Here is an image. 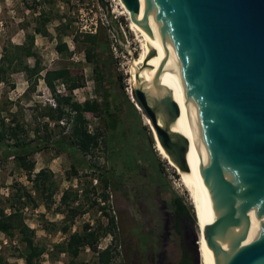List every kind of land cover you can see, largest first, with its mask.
<instances>
[{"label":"water","instance_id":"1","mask_svg":"<svg viewBox=\"0 0 264 264\" xmlns=\"http://www.w3.org/2000/svg\"><path fill=\"white\" fill-rule=\"evenodd\" d=\"M120 1L151 48L130 99L195 194L214 264H264V0Z\"/></svg>","mask_w":264,"mask_h":264},{"label":"rangeland","instance_id":"2","mask_svg":"<svg viewBox=\"0 0 264 264\" xmlns=\"http://www.w3.org/2000/svg\"><path fill=\"white\" fill-rule=\"evenodd\" d=\"M104 1L109 5V13L104 8L101 2ZM46 12L47 16H51L53 21L47 25L51 36L44 38L39 36L35 44V51L41 56L43 64L46 67H55L59 65L62 57L56 52L58 36L55 31L56 26L61 22H71L73 31L81 32L93 27V24L98 21V24L106 27L107 24L118 25L123 41L128 47V50L117 51V58L110 66V74L107 76V81L104 83V88L113 89V94L118 102H121L122 109L120 110V118L122 120L119 128L113 136L106 129L105 120L98 115H87V124H93V131H100L103 140L107 142V147L112 151L109 153L106 150H100L94 155L87 156V162L92 169L78 167V175L74 176L71 173L73 159L68 153L56 155V151L39 153L34 156L36 162V171L43 168L49 169L54 173V179L60 185V189L53 198V203L47 207L44 204V196L37 195L39 207L25 210V220L36 231V240L48 248V253L42 258L41 264H66L67 258L65 255H50L54 247L67 240L68 235L60 231V224L63 223L65 207L61 205L62 193L68 189L78 190L82 195V201L79 204L83 205L87 213L78 217L72 231H77L83 228L85 224L97 226L108 223V218L102 206H106L107 213L115 216L119 227L114 230L113 235L103 237L99 242V248L105 249L108 246L113 248L115 258L112 264H124L121 241L125 232L130 230L131 223L139 217L135 214L136 208V193L135 190L142 184L149 185L148 189L154 194V199L162 194V199L167 202L169 211H175L174 199L179 197L184 201V204L194 210L193 202L191 201L181 176L178 174L170 162L163 159L159 146L153 136V131L147 126L144 116L136 113L131 109L130 105L125 102V94L123 88L127 79H131V64L133 57L138 58L142 53V44L140 34L131 26V22L119 9L115 0H0V58L5 48L9 44H23L27 33H33L37 25L38 16L41 12ZM110 39L113 31L109 33ZM117 38V37H116ZM63 40L68 43L72 50L75 49L74 43L70 37L63 36ZM75 60L83 62V70L88 75L91 88L90 97L92 100L100 99L95 91L94 76L91 67L85 62V57L82 53L74 55ZM82 60V61H81ZM33 64V59L29 60ZM112 80L108 82L109 79ZM86 82V81H85ZM22 83L23 76L21 74L11 76L6 83L0 81V106L6 101L11 100L17 104L13 110H24V119L29 122L30 126L37 125L39 120V104L32 102L28 104V98L22 99ZM86 84V83H85ZM12 85L17 87V90H12ZM84 94V93H83ZM41 97L37 100L41 101L42 105L55 104L51 93L42 91L39 94ZM79 96V92H78ZM20 98V99H18ZM81 98V97H80ZM81 100V99H80ZM41 105V106H42ZM21 114V112H20ZM22 115V114H21ZM147 121V120H146ZM86 124V128H87ZM59 132V131H58ZM81 158V155H78ZM112 166H115V180L118 178L123 180L120 188H113L114 184L105 188L101 182V177L112 171ZM132 172L133 174H131ZM124 175V176H122ZM146 175V178L144 177ZM21 183L29 190L34 191L32 183L25 177L24 173L18 170L15 163L10 161L0 160V208L8 209L9 203L7 199L15 192L14 183ZM91 182H93L91 184ZM94 188L96 189L95 191ZM83 189H88L91 192L88 198L82 194ZM81 190V191H80ZM34 194V193H33ZM102 194L109 195V200L104 202L101 198ZM35 195V194H34ZM99 199V206H91L92 202ZM162 204L157 203L158 207V228L159 232L163 231V214L161 212ZM133 209V210H132ZM195 213V210H194ZM188 231L185 238L174 236L164 250H167V263L178 264L184 257V251L188 253L190 258L194 260L192 264H198V249L192 238L197 230L196 222L189 221L187 225ZM133 234L136 233V227L132 228ZM11 241L2 233H0V258L8 264H25L19 257V248L17 238ZM96 256L90 249H85L81 256L82 264H95ZM201 264V262H200Z\"/></svg>","mask_w":264,"mask_h":264},{"label":"trees","instance_id":"3","mask_svg":"<svg viewBox=\"0 0 264 264\" xmlns=\"http://www.w3.org/2000/svg\"><path fill=\"white\" fill-rule=\"evenodd\" d=\"M38 17L34 32L26 34L25 42L22 45L9 44L0 58V81L2 83H6L8 78L16 73H25L30 78L36 76L38 79L41 73L45 72L43 80L55 101V106L51 104L37 106L39 107V118L36 119L39 122L34 127L30 126L29 122L24 119V110H13V107L17 106L15 102L8 100L0 106V160H12L18 170L23 172L27 180L32 183L34 190H29L21 183H14L13 189L15 192L7 199L8 209L11 212L7 213L6 208H0V233L4 234L11 243L17 238L20 245L19 257L25 264H41L42 258L48 253V248L36 240V231L26 222L25 210L29 207L31 209L39 207L37 195L38 197L44 196V204L50 207L49 205L53 203V198L60 189V185L55 181L54 173L51 170L43 168L35 172L36 162L34 156L53 150L57 152V156L68 153L73 159L71 173L77 176L78 167L92 169L93 166L88 164L86 160L88 155H94L95 152L102 149L108 150L109 153L112 151L107 147V142L103 140L102 133L99 130L93 134L87 131V115H98L104 118L105 127L113 136L122 122L119 115L122 103L118 102L115 94H113L112 87L109 90L104 88V83H106L107 76L110 74V66L115 61L109 35L110 31L112 32L110 25L107 24L106 27L100 25L97 33L91 34L76 33L72 30L71 22H61L60 25L56 26L55 31L58 36L56 52L62 59L59 65L47 68L34 47L36 35H41L44 38L52 35L47 25L53 21V18L47 16V13L43 11ZM115 27L120 31L117 24ZM63 36L72 39L74 50L63 40ZM117 47L123 51L118 42ZM77 53H82L86 64L91 67L95 91L100 99L87 100L84 103L75 100L74 91L85 86L83 64L72 60ZM30 58L34 59L33 66H30L27 62ZM111 81L108 80V82ZM60 86L68 91L67 95L59 93ZM14 88L15 86L12 85V89ZM35 89L36 87L33 85L32 91ZM123 92L126 97L125 102L139 114L124 88ZM145 122L149 127L146 119ZM78 155H81V158ZM115 173V166H112V171L108 172L105 177H101L100 180L105 188L114 184L113 188L119 189L120 184L124 183L120 178L113 182L116 178ZM95 190L94 188L93 191ZM90 192L88 189L82 190V194L84 193L87 198ZM101 198L104 202H107L109 195L102 194ZM60 200L61 205L65 207L64 220L60 224V231L68 237L66 241L56 245L50 255L52 257L54 255H65L67 258L66 264H82L80 256L88 248L96 256L95 264H112L116 256L113 248L108 246L102 250L99 248V242L103 237L113 235L114 230L119 227L117 218L109 215L106 212L108 208L102 206L101 209L108 218V223L105 226L103 224L97 226L85 224L82 229L73 232L72 228L77 218L87 213L84 206L79 204V201H82V195L78 190L68 189L62 193ZM174 201L177 211L185 212L190 221L196 222L201 264H206L201 251L204 237L194 210L186 206L179 197H175ZM99 205V199L96 198L91 206ZM186 263L192 264L184 258L181 264ZM0 264L8 263L0 258Z\"/></svg>","mask_w":264,"mask_h":264},{"label":"flooded vegetation","instance_id":"4","mask_svg":"<svg viewBox=\"0 0 264 264\" xmlns=\"http://www.w3.org/2000/svg\"><path fill=\"white\" fill-rule=\"evenodd\" d=\"M144 177L146 178V175ZM148 187L149 185L142 184L135 190L137 195L135 214L139 220L135 219L131 223L130 230L122 233L121 248L124 264H171L166 262L167 250L164 248L174 236L181 238L187 236V225L190 219L185 212L177 211L176 207L174 212H170L167 202L162 199V194L154 199V194ZM159 201L162 204L161 212L164 217L162 218L163 231L161 232L158 228L159 209L157 203ZM135 227L136 233L133 234L132 228ZM193 235L192 233V238ZM184 258L191 263L194 262L186 251H184Z\"/></svg>","mask_w":264,"mask_h":264},{"label":"bare ground","instance_id":"5","mask_svg":"<svg viewBox=\"0 0 264 264\" xmlns=\"http://www.w3.org/2000/svg\"><path fill=\"white\" fill-rule=\"evenodd\" d=\"M117 3V6L119 7L120 10H122V12L124 13V15L127 17V19L131 22V26L133 27V29L138 32L140 34V40H141V44H142V53L139 55L138 59L134 61L133 66H136L137 71L141 69L142 64L144 63V61L146 60L149 52H150V46H149V42H148V37L145 34V32L142 30V28L140 26L137 25V23L132 19V17L129 15V13L127 12V10L125 9V7L123 6V4L121 3L120 0H115ZM146 4L148 7H150L154 12V8H155V2L154 0H145ZM157 13V12H155ZM163 21V20H162ZM149 64L153 67L155 66V57L150 59ZM145 117V116H144ZM146 118V117H145ZM147 122L150 125L149 120L146 118ZM151 128V125H150ZM152 129V128H151ZM153 136L155 138L154 132H153ZM156 139V138H155ZM160 150V148H159ZM161 156L163 157V159H166V157L164 156V154L162 153V151L160 150ZM167 160V159H166ZM168 161V160H167ZM169 162V161H168ZM171 164V163H170ZM172 165V164H171ZM173 166V165H172ZM174 167V166H173ZM175 168V167H174ZM181 176V180L184 183V187L187 190L189 197L191 199V201L193 202L194 205V210H195V214L196 217L198 219L199 225L201 227V232L203 233V237H204V229L207 228L206 225L204 224V222L201 220V218L198 215V205H197V199L195 194L192 192V190L189 188V186L186 184L183 175L180 173L179 174ZM262 228V229H261ZM264 227L259 226V230L261 229V231L263 230ZM197 232V230H196ZM198 234V232H197ZM199 236V235H198ZM199 243V242H198ZM204 245V247H203ZM200 249V248H199ZM201 251H202V255H204V260L206 264H214V253L212 252V250H210V248H208L206 240L204 238L202 247H201ZM200 254V253H199ZM201 255V254H200ZM201 259V257H200Z\"/></svg>","mask_w":264,"mask_h":264},{"label":"crops","instance_id":"6","mask_svg":"<svg viewBox=\"0 0 264 264\" xmlns=\"http://www.w3.org/2000/svg\"><path fill=\"white\" fill-rule=\"evenodd\" d=\"M39 36H41V35H36L35 44H36L37 39H38ZM15 45H22V44H15ZM34 50H35V47H34ZM30 59H32V58H30ZM30 59H28L27 62H28V64L30 66H33L34 63L33 64H30V62H29ZM72 60L75 61V62H79L78 59L75 60L73 58ZM33 61H34V59H33ZM81 63L83 64V62H81ZM49 68H51V67H49ZM18 74H21L23 76L22 94H21L22 96H19V97H22V99L28 98L27 100H28V104L29 105L32 102H34V104L37 103L39 105H42L41 104L42 102L39 101V100H37V98H40L41 97L39 94L42 91H44V92H47L48 91L50 93L48 87L46 86V83L43 80V77L45 75V72L41 73V75L38 77V79H37L36 76L33 77V78H30L25 73H16V74H13L11 76L13 77V76L18 75ZM84 75H85V81H86L85 82L86 83L85 86L83 88H81V89L75 90L74 93H73L75 100L78 101V102H80V103H84L87 100H92L93 99L92 97H90V92L89 91H91V88L88 86L89 83H90V81L88 80V75H86L85 71H84ZM36 80H38V81H36ZM33 85H35L36 89L32 91ZM12 90H14V91L17 90V87H15ZM58 91L62 95H67L68 94V91H66V89L63 86H60ZM78 92H79V96H78ZM18 99H20V98H18Z\"/></svg>","mask_w":264,"mask_h":264},{"label":"built area","instance_id":"7","mask_svg":"<svg viewBox=\"0 0 264 264\" xmlns=\"http://www.w3.org/2000/svg\"><path fill=\"white\" fill-rule=\"evenodd\" d=\"M100 25H101V24H100ZM100 25L98 24V21H96V22L93 24V27H92V28H90V29H88V30H86V29L81 30V32H83V33L96 34V33H97V29H98V27H99ZM113 35H114V33H113ZM111 43H112V46H111V47H112L113 53L115 54V57L117 58V57H118V56H117L118 47H117V38H116L115 36L112 37ZM131 84H132V83H131V79H127L126 82H125V87H124L125 92H126V94H127L129 97H131ZM53 106H55V104H53ZM92 129H93V124H92L91 122H88V124H87V131H88L89 133L93 134L94 131H93Z\"/></svg>","mask_w":264,"mask_h":264}]
</instances>
